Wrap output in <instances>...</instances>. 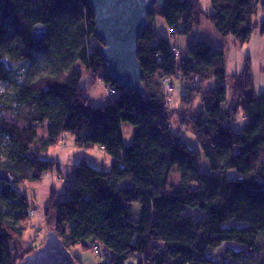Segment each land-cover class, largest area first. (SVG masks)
<instances>
[{
	"label": "trees",
	"instance_id": "obj_1",
	"mask_svg": "<svg viewBox=\"0 0 264 264\" xmlns=\"http://www.w3.org/2000/svg\"><path fill=\"white\" fill-rule=\"evenodd\" d=\"M209 2L210 15L200 0L150 10L137 44L142 96L102 73L103 43L86 0H0V264H17L44 243L23 239L31 210L21 188L41 183L56 165L41 158L58 145L45 135L51 98L63 109L58 136L70 134L77 148H97L112 162L98 171L81 159L66 199L53 193L44 209L46 232L69 252L94 250L102 264H264V94L255 92L249 59L229 77L224 50L206 41L185 55L169 40L155 42L156 18L173 36L189 35L202 21L239 47L257 29L264 36V22L259 28L255 21L264 0ZM37 25L47 32L34 43ZM77 64L94 78L103 74L107 92H117L108 94L109 105H90ZM174 79L186 86L181 104L189 113L179 121L167 112L164 91ZM197 98L203 110L194 114ZM239 115L245 123L235 132ZM123 124L134 127L129 145ZM184 130L198 151L181 139ZM227 243L239 249L208 254Z\"/></svg>",
	"mask_w": 264,
	"mask_h": 264
},
{
	"label": "rangeland",
	"instance_id": "obj_2",
	"mask_svg": "<svg viewBox=\"0 0 264 264\" xmlns=\"http://www.w3.org/2000/svg\"><path fill=\"white\" fill-rule=\"evenodd\" d=\"M200 7L205 15L212 14V8L209 0H200ZM255 21L260 28L264 22V13H259ZM153 30L157 36L155 42H158L161 39L169 40L171 46L177 48L182 55L186 54L188 47L199 41L208 42L213 49L218 48L224 50L226 73L229 77L239 74L244 68L246 58H248L251 72L254 76L255 92L258 95L264 94V36L260 35V29L255 30L251 35L249 42L242 47L235 45V42L232 41L231 38L225 39L220 37L212 26L205 21H202L199 26L195 27L193 31L186 36L181 34L173 36L162 18L155 19ZM77 68L81 72L80 86L87 90L85 94L90 100V105L92 107L109 105L113 98L109 97L107 92L108 89L105 88L100 81L103 74H99L94 78L81 64H77ZM105 71L106 70L102 73ZM185 88L186 86L178 79H174L173 83L168 81L164 89L168 96L167 112L174 114V120L179 121L180 115H183L184 111H187L181 104V98L186 93ZM204 88L206 89L207 86H204ZM49 100L51 104L46 106V110L49 114L51 123L45 131V135L51 138L57 137L58 145L55 148L50 149L46 154L42 155L41 158L47 161H53L56 165L51 172L43 177L41 183L35 185L27 184L21 188V190L26 194L31 210L29 214L30 221L28 222L29 229L25 230L23 238L26 245L31 243L34 239L38 240L40 243H42V240L45 241L47 232L43 221L44 209L48 206L50 197L53 193L57 195V200L59 202L66 199V185L68 183V179H70L73 174L74 166L81 159H86L89 165L98 171H109L112 163L111 159L106 157L97 148L90 151H83L77 148L74 138L70 134L62 133L58 136V129L63 120V109L60 107L57 100L52 98ZM202 110V103L200 99L197 98L191 107V112L198 114L202 112ZM244 123L242 115H239L233 123V131L240 132ZM176 124L177 123H173V131L175 132L179 126L178 124L176 127ZM122 133L124 145H129L134 133V127L129 124H123ZM180 137L191 149L197 151L199 150L198 144L191 132L184 130V132L180 133ZM133 211L134 218H136L138 206H135ZM38 229L39 232L37 233L36 230ZM224 248L232 250L239 249L238 246L227 243L223 244L218 249L210 250L208 254L212 257L219 256ZM70 254L73 257H76L81 264H102L101 259L94 250L82 252L79 247H74L71 248ZM136 263V260L133 259L128 260L125 264Z\"/></svg>",
	"mask_w": 264,
	"mask_h": 264
},
{
	"label": "water",
	"instance_id": "obj_3",
	"mask_svg": "<svg viewBox=\"0 0 264 264\" xmlns=\"http://www.w3.org/2000/svg\"><path fill=\"white\" fill-rule=\"evenodd\" d=\"M168 0H86L94 16V35L103 43L100 54L107 74L122 90L144 95L137 44L147 26L151 9L165 8ZM46 28L34 26L32 42L46 36ZM17 264H76L54 232H48L42 246Z\"/></svg>",
	"mask_w": 264,
	"mask_h": 264
},
{
	"label": "built area",
	"instance_id": "obj_4",
	"mask_svg": "<svg viewBox=\"0 0 264 264\" xmlns=\"http://www.w3.org/2000/svg\"><path fill=\"white\" fill-rule=\"evenodd\" d=\"M176 56H178V54H175ZM196 83V81H195ZM108 94L111 95V96H114V95H117V92L115 90H110L108 91Z\"/></svg>",
	"mask_w": 264,
	"mask_h": 264
},
{
	"label": "crops",
	"instance_id": "obj_5",
	"mask_svg": "<svg viewBox=\"0 0 264 264\" xmlns=\"http://www.w3.org/2000/svg\"><path fill=\"white\" fill-rule=\"evenodd\" d=\"M71 184H72V176L70 177V179H68V183H67V185H66V188L68 189L70 186H71ZM66 189V190H67ZM35 215V214H34Z\"/></svg>",
	"mask_w": 264,
	"mask_h": 264
}]
</instances>
